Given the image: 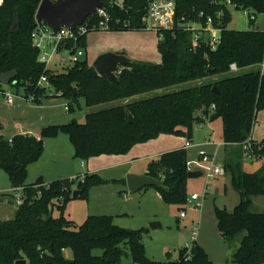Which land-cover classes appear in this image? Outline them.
Segmentation results:
<instances>
[{
	"label": "trees",
	"instance_id": "16d2710c",
	"mask_svg": "<svg viewBox=\"0 0 264 264\" xmlns=\"http://www.w3.org/2000/svg\"><path fill=\"white\" fill-rule=\"evenodd\" d=\"M39 1L0 0V75L14 70L15 83L12 80L9 84L23 86L24 95L34 91V84L43 72L49 74L54 94L63 96L70 109L79 98L91 107L226 74L218 77L214 86L194 85L100 108L87 112L82 122L73 119L42 127L38 136L0 135V168L6 172L10 187H23L25 194L11 218L0 217V264H16L17 260H25V264H119L127 252L134 264H156L145 255L142 229L121 227L104 215L87 216L80 225L65 219L63 212L74 190L73 179H57L47 186H41L42 180L38 179L33 185H26L27 165L39 158L43 140L56 137L60 130L71 140L73 156L87 160L103 154H125L134 145L160 134L190 140L195 123L217 118L222 122V141L234 146L228 153H234L235 157L226 159L225 172H229L234 189L245 198L231 211L215 208L217 229L229 240L239 238L230 259L232 263L264 264V211L253 212L249 208L252 197L264 196V141L252 140L251 146L253 157L262 159L261 168L247 172L241 166L242 143L251 135L258 109L264 108V73L260 70L264 60V31L228 29L231 14L224 0H174L175 24L196 22L204 27L209 18L211 26L220 30L215 49H211L205 37L197 48L191 49L190 32H165L157 42L159 63L132 61L120 65L113 81L99 76L92 63L83 57L64 69L45 71L31 40ZM150 1L120 0V6L119 0H103L102 6L110 18L108 31L145 30L142 16ZM230 1L234 8L254 17L264 13V0ZM91 18L88 16L86 22ZM96 21L92 20L86 32L77 37V47L85 48L87 35L95 31L91 27ZM73 43L67 41L72 50ZM232 63L241 71H230ZM35 93L46 95V89L38 88ZM197 109H202L201 115L195 114ZM187 159L183 146L160 153L146 166L148 175L162 181L160 186L152 187L168 204L180 207L186 202ZM91 176L94 181H102L95 173ZM34 184L39 187L35 189ZM89 184L87 178L78 182V196L87 198ZM54 210L57 216L52 215ZM241 233L244 234L238 237ZM65 249L72 251L71 258L64 256ZM95 249H100L101 254H93ZM186 251L185 246L176 260L165 264H210L203 247L195 240L188 254Z\"/></svg>",
	"mask_w": 264,
	"mask_h": 264
},
{
	"label": "rangeland",
	"instance_id": "374dc122",
	"mask_svg": "<svg viewBox=\"0 0 264 264\" xmlns=\"http://www.w3.org/2000/svg\"><path fill=\"white\" fill-rule=\"evenodd\" d=\"M227 6L231 14V21L227 25L228 29H259L264 31V13L256 14L255 19L250 22L248 12L236 9L234 5ZM197 25V23H193V26ZM157 41L158 37L152 30L129 32L92 31L87 35L82 59L86 57L92 63L102 50L116 46L125 50L127 53V56H125L131 61L133 59L141 61L148 59L151 63H159L160 54L157 49ZM62 54L67 55V51H62ZM55 70L60 69L55 68ZM240 71L237 70V72ZM224 74L226 73L198 78L165 89H157L131 98L110 101L91 107L85 106L84 100L79 98L78 103L72 105V109L66 105V99L63 96L54 94L52 89L46 91V95H36L34 101H30L23 98L25 92L23 86L2 84V90L17 95H14L13 102L8 104L5 102L4 95L0 93V122L3 124V127L0 124V135L10 137L19 132V129L14 126L17 121L22 124L26 122L24 130L30 133L28 135H34L39 133L42 127L61 125L73 119L82 122L87 112L117 106L125 101L138 100L153 94L172 92L194 85L211 84L214 86L213 83ZM39 97H42L40 102H36ZM195 114L201 115L202 109H197ZM195 128L197 129L196 136L200 137L204 129H199L198 125ZM221 129V119H216L213 123L211 139L222 141ZM252 135L257 140L264 138V108L257 111L251 130ZM150 141H152L150 145L154 147V151H145L144 148H141L138 152L130 149L125 154H103L86 160L73 156V144L69 137L60 130L56 137L43 140V150L39 158L27 165L25 184L33 185L38 179H41V186H47L48 182L70 178L73 179L72 188L75 190L78 182L87 178L90 180L87 198L71 195L64 209L63 217L80 225L87 216L104 215L110 217L114 224L121 227L133 230L142 229L141 239L145 255L155 260L156 264H165L168 260H176L180 250L185 246L191 247L193 240L203 247L210 264H234L230 259L237 248L239 238L229 240L221 236L217 229L215 216V208L224 207L231 211L238 200V191L232 186L229 172H225V174L207 183L203 175L188 180L186 197L194 192L204 193L200 211L191 210L189 203H185L180 207L166 203L153 187L129 191L125 177L130 173L140 174L139 172L146 169L148 162L154 159L153 155L145 156V154L155 151H169L184 146L186 139L174 134H160L147 142ZM201 150L210 153L213 148L209 150L200 147L195 155L197 156ZM228 150L230 151L231 148ZM191 152L194 151L188 150V159L193 155ZM137 154H140V157L133 158ZM237 156H239L238 153ZM234 157V153L226 156L223 147H220L216 152V161L222 166L226 163V159L229 160ZM241 161L242 170L247 172H256L262 165V159L259 157L247 158L243 155ZM94 173L102 181L92 180L91 174ZM38 185L34 184L33 187L37 189ZM0 191V217L2 219L11 218L16 206L13 198L15 191L10 187L7 174L2 168H0ZM17 193L20 195L22 191L20 190ZM251 199L252 202L249 206L251 211L264 210L263 196L252 197ZM182 209L187 212L185 217L179 215ZM57 214L56 210L52 213L54 216H57ZM194 222H197V224L194 225ZM151 223H157L158 226L152 228ZM243 234H239L238 237ZM123 249L127 248L124 247ZM101 252L100 249L93 250L95 255H100ZM64 256L71 258L72 251L65 249ZM119 264L134 263L127 252V255L124 254L121 257Z\"/></svg>",
	"mask_w": 264,
	"mask_h": 264
},
{
	"label": "built area",
	"instance_id": "2783aa9c",
	"mask_svg": "<svg viewBox=\"0 0 264 264\" xmlns=\"http://www.w3.org/2000/svg\"><path fill=\"white\" fill-rule=\"evenodd\" d=\"M224 3L230 5L231 1L224 0ZM119 5L121 6L120 0ZM175 8L176 3L174 0H151L145 8V14L142 16V22L144 23L145 30L154 31L158 40L163 38L165 32H170L171 34H175L178 30L190 32L192 39L191 49L197 48L200 40L204 37L207 43L211 46V49H215L217 43L219 42L220 30L211 26V20L208 18L204 27L199 24L197 26H193V22L175 24ZM90 16L94 19L91 18L87 22L85 19L83 23L73 29L61 27L58 30H54L47 26L43 21L35 20V25L31 32V40L33 46L38 52L37 60L44 65L45 71L55 70V68L64 69L65 67L76 63L84 56V48L80 46L77 47L75 43L77 37L86 32L89 23L92 20H97L96 24H92V30L108 31L110 18L105 10V7L101 5ZM253 17L254 16L251 15V18ZM68 40L74 41L73 50L72 46H68ZM62 51H67V55L62 54ZM229 68L232 72L238 70L235 63L230 64ZM260 70L264 73V60L260 63ZM38 88H44L46 91L52 89L48 73L43 72L34 84V91L28 92L26 95L23 94V98L34 101L37 95L35 90ZM0 93L4 95L5 102L8 104H11L13 102L14 95H17L5 90H0ZM65 108L68 109L67 106H65ZM222 143L218 142L216 143V146H219ZM242 145L244 149L243 155L247 158H253L251 135L242 143ZM191 146H193L191 140H186L184 147L188 148ZM185 166L187 173L200 170L206 183L225 174V167L216 161V153L210 154L203 150L198 153L196 159H187ZM12 189L15 191L13 196L15 204H21L25 199L23 187H13ZM20 190L22 191V194L19 195L17 192ZM203 198L204 193L194 192L186 198L185 203H189L191 205V210L200 211ZM179 215L181 217H185L187 215L186 210L182 209ZM196 224L197 222H194V225ZM189 250L190 247H187L186 254L189 253ZM189 257L190 256L188 255V258Z\"/></svg>",
	"mask_w": 264,
	"mask_h": 264
},
{
	"label": "water",
	"instance_id": "95a60500",
	"mask_svg": "<svg viewBox=\"0 0 264 264\" xmlns=\"http://www.w3.org/2000/svg\"><path fill=\"white\" fill-rule=\"evenodd\" d=\"M103 3V0H40L36 8L35 20L43 21L47 26L54 30L61 27L73 29L83 23V21L92 15ZM132 62L128 57L121 53L107 51L99 54L92 62V66L99 76L116 81L115 72L118 66ZM15 78V71L10 70L0 75L1 84H9ZM15 81H12L14 84ZM215 87H213L214 89ZM199 172H188L187 178L198 177ZM127 189L136 191L144 187L160 186L161 180H158L147 173H130L125 177ZM80 190L75 189L72 196H78ZM242 200H245L241 194ZM157 223H151L152 228H156ZM16 264H25V260H17Z\"/></svg>",
	"mask_w": 264,
	"mask_h": 264
},
{
	"label": "crops",
	"instance_id": "0c3cea01",
	"mask_svg": "<svg viewBox=\"0 0 264 264\" xmlns=\"http://www.w3.org/2000/svg\"><path fill=\"white\" fill-rule=\"evenodd\" d=\"M143 31V30H142ZM108 32H113V31H108ZM114 32H129V31H114ZM158 42V41H157ZM107 51H112V52H115V53H121L123 55H126L127 56V53L125 52V50L121 49V48H117L116 46H113V47H110V48H106L104 50H102L99 54L101 53H104V52H107ZM98 56V55H97ZM86 58V57H85ZM87 59V58H86ZM88 60V59H87ZM145 61H142V62H150L148 59H144ZM133 61H141V60H137V59H133ZM151 63V62H150ZM196 115H199V114H196ZM217 119H220V118H217ZM216 120V119H215ZM215 120H209V119H204L203 121L199 122V123H195L193 125V129H192V138L190 139L191 142L193 143V146L191 147H188V148H185L186 149V152L188 154V150H193L194 152H191L193 153V155L191 156L190 159H196L197 156L195 155L196 152H197V149L200 148V147H203V148H208L209 150H212V152L210 151V154L212 153H216L218 151V149L220 147H223V150H224V153L227 155H229L228 153V149L231 147H234L233 145H226L225 143H222L223 141H215L213 139H211V132H213V123ZM1 126L3 127V124L0 122ZM198 125L199 129H204L203 131V134L200 136V137H197L196 136V132H197V129L195 128V126ZM15 127H17V129H19V132H17L16 134H30L29 132H26L24 130V128L26 127V122L25 123H21V122H15L14 124ZM206 128V129H205ZM198 129V130H199ZM40 131V130H39ZM222 131V129H221ZM1 134V132H0ZM39 133L37 134H34L35 136H38ZM222 134V133H221ZM259 135V134H258ZM12 136L8 137V138H11ZM183 137V136H182ZM222 137V136H221ZM185 139V137H183ZM252 140H254L256 143H260L261 141H264V138L260 139V140H257L254 138V136L252 135L251 136ZM152 141L150 142H144V143H140V144H136L134 145L131 149L132 151L133 150H137L138 152L141 150V148H144L145 151H154V147H152L151 144ZM222 143L220 144L219 146H216V143ZM145 146V147H144ZM229 146V147H228ZM183 146H179V147H176V148H182ZM228 147V148H226ZM175 149V148H173ZM188 149V150H187ZM167 151V150H166ZM163 151H155V152H150L148 154H145V156L149 155V156H154L157 157L160 153H162ZM156 155V156H155ZM196 156V157H195ZM140 157V154L136 155V157H133V158H138ZM195 172H199L201 174V171L200 170H197ZM140 174L142 173H146V169L143 171V172H139ZM201 176V175H200ZM199 177V176H198ZM196 178V177H194ZM189 179H193V178H188L187 179V183H188V180ZM49 183V182H48ZM145 188V187H144ZM257 197V196H255ZM264 197V196H263ZM241 200V196L240 194L238 193V200L237 202L235 203L238 204ZM234 205V206H235ZM233 206V207H234ZM229 211V210H228ZM253 211V210H252ZM264 211V210H263ZM253 212H262V210H256V211H253ZM238 246V245H237Z\"/></svg>",
	"mask_w": 264,
	"mask_h": 264
},
{
	"label": "bare ground",
	"instance_id": "6f19581e",
	"mask_svg": "<svg viewBox=\"0 0 264 264\" xmlns=\"http://www.w3.org/2000/svg\"><path fill=\"white\" fill-rule=\"evenodd\" d=\"M247 12V11H246ZM251 15L252 14H249L248 16H249V18L251 19V20H254L255 19V17H253V18H251ZM193 23H196V22H193Z\"/></svg>",
	"mask_w": 264,
	"mask_h": 264
}]
</instances>
